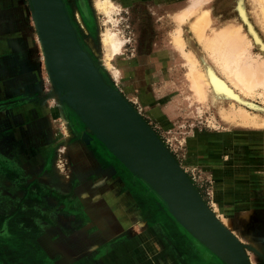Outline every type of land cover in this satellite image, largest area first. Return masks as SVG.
<instances>
[{
	"label": "rangeland",
	"instance_id": "obj_1",
	"mask_svg": "<svg viewBox=\"0 0 264 264\" xmlns=\"http://www.w3.org/2000/svg\"><path fill=\"white\" fill-rule=\"evenodd\" d=\"M63 1L79 42L106 82L142 117L207 206L227 224L249 264H264V87L250 96L230 87L236 95L233 106H221L227 114L235 113L237 121L230 114V119L222 118L206 100L193 99L185 57L173 37L179 29L183 37L190 35L187 24L193 17L179 21L176 16L196 0H109L107 11L96 6L97 0ZM197 1L209 9L213 32L237 25L249 39V59L258 63L261 57L264 66V28L250 0H242L246 20L238 9L240 0ZM106 29L122 41V52L111 59L119 76L103 62ZM40 47L30 1L0 0V264H46L39 259L42 253L50 264H69L73 235L97 236L100 245L106 222L91 199L101 190H92L97 170L90 155L112 162L132 191L146 188L55 90ZM204 57L219 75L209 55ZM238 108L247 120L239 118ZM80 156L87 158L91 176L88 210L76 194ZM151 194L159 206L160 199ZM193 242L205 260L225 264L194 237Z\"/></svg>",
	"mask_w": 264,
	"mask_h": 264
},
{
	"label": "water",
	"instance_id": "obj_2",
	"mask_svg": "<svg viewBox=\"0 0 264 264\" xmlns=\"http://www.w3.org/2000/svg\"><path fill=\"white\" fill-rule=\"evenodd\" d=\"M31 3L49 56L47 70L61 97L120 161L152 187L197 241L227 264H249L156 134L103 78L79 42L64 1Z\"/></svg>",
	"mask_w": 264,
	"mask_h": 264
},
{
	"label": "crops",
	"instance_id": "obj_3",
	"mask_svg": "<svg viewBox=\"0 0 264 264\" xmlns=\"http://www.w3.org/2000/svg\"><path fill=\"white\" fill-rule=\"evenodd\" d=\"M81 158L77 161L83 164L75 171L76 194L81 197L85 210L88 208L87 195L98 186L96 190L101 191L97 195L94 192L91 199L95 203L94 209L106 223L105 227L101 226L99 238L103 240L98 242L100 245L96 243L97 236H70L69 264H214L215 259L203 258L192 235L161 199L160 205L156 206V198L151 194L155 192L150 185L145 182L146 188L142 193L132 191L112 162L103 163L97 156L88 157L97 170V178H94L97 182L93 183L94 189L89 193L91 182L88 183V178L91 176L84 165L87 158ZM106 182L108 187H105ZM111 237L114 239L108 241ZM104 243L106 245L102 246ZM46 258L42 253L39 259L50 264Z\"/></svg>",
	"mask_w": 264,
	"mask_h": 264
},
{
	"label": "bare ground",
	"instance_id": "obj_4",
	"mask_svg": "<svg viewBox=\"0 0 264 264\" xmlns=\"http://www.w3.org/2000/svg\"><path fill=\"white\" fill-rule=\"evenodd\" d=\"M29 1L31 3V0ZM250 2H251L250 3L251 7L254 10V13L256 15V18L260 26L264 28V0H250ZM109 4H110L109 0L96 1V6L106 11ZM31 6H33L32 3ZM31 9H32V20L35 29H37L38 31L37 34L41 45L40 49L43 52L45 66L46 68L50 69L49 56L45 47L42 34L39 30L36 14L34 8L31 7ZM238 9L242 18L246 20L247 19L246 17L248 15L243 9L242 0H240L239 2ZM190 16L193 17V20L187 24V31H189L191 36L186 35L185 37H183L179 32L181 29L179 30L176 29L178 31L177 32L175 31L176 33L173 37V44L185 57L184 61H186L188 68L187 78H189V83L192 90L191 91L192 97L193 99H196L202 103L206 100L209 104H211V106H214V108H216V110L218 111L219 115L222 118L230 119V115H231L232 118L236 119V116L235 117L233 116V114L235 113L227 114L223 109V107L221 106V104L222 103L229 104L231 102L230 105L233 106V101H235L234 99H236V95L233 94L230 87L237 88L240 94H242L243 96L246 95L250 96L249 94L251 93L253 94V92L255 93V90L264 87V66L261 65V63H259L262 62V60L259 61L262 58L259 57L260 59L258 60V63L254 62L257 61V59L256 60L252 59V61L249 59L248 55L250 54H248V49H247V47L250 46L248 45L249 39L245 35H242L240 33L239 27H237V25L233 27L232 25L228 24L222 28L218 27V29H215L213 32V29L211 30L210 25L214 19L213 20L211 19L209 9L203 8L202 5L197 0L195 3L192 2V4L187 5L185 9H183L182 12H180L179 15L176 17H178L177 19H179V21H183V20H187ZM246 22L248 23V21ZM101 41L105 49V53H104L105 57L103 59L105 68H113L115 72L114 74L119 76L121 72L118 70V68L112 65L111 59H113L114 57H116V55L122 52V41L117 37L115 33L111 32L108 29H106L105 32L102 33ZM187 43L189 45V49L188 51H185L184 48ZM203 53L209 55V58L212 60L213 64L218 67L219 72L223 77L220 76V74L218 75L214 71V68L212 67L211 64H209V61L206 60V57H204ZM51 80L53 82L55 90L57 91L56 86L58 85L56 79L54 77H51ZM238 101L240 102L241 99L239 98ZM246 103H250V102H246ZM63 105L66 106V104H62V106ZM251 105L253 104L251 103ZM248 106L251 107L250 105ZM252 108H257V107L252 106ZM237 110L238 113L239 111L241 113V116L237 114L239 118L244 121L247 120L246 116L247 117L249 116L246 115L247 114L246 112H245L246 114L242 112L244 111L243 108L241 109L242 111L239 108ZM233 111L235 110H232V112ZM249 121L255 123L252 120ZM261 124L264 125V120H262ZM101 142L111 152L110 147L103 141ZM115 157L117 158V156ZM120 162L132 173L133 176H135L136 178L142 181H145L143 180V178L138 176L133 170H131V168H129L125 163H123V161ZM154 194L159 199H161L156 193ZM211 212L215 216L217 221L223 226V228L233 237V239H235V242L237 243V247L243 254L244 259H246L245 257H247V255L244 249L242 248L243 246L241 247L238 239L227 228L228 227L226 226L227 224H223L221 220H219L216 217L213 211ZM219 259L225 264H227L221 257H219Z\"/></svg>",
	"mask_w": 264,
	"mask_h": 264
},
{
	"label": "flooded vegetation",
	"instance_id": "obj_5",
	"mask_svg": "<svg viewBox=\"0 0 264 264\" xmlns=\"http://www.w3.org/2000/svg\"><path fill=\"white\" fill-rule=\"evenodd\" d=\"M15 240H16V239H15ZM18 242H19V241H15L14 244H16V243H18ZM24 242H26V241L24 240Z\"/></svg>",
	"mask_w": 264,
	"mask_h": 264
}]
</instances>
